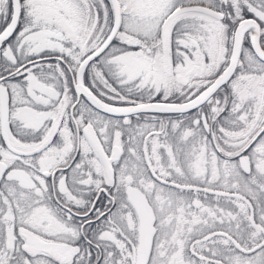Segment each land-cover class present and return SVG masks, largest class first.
Here are the masks:
<instances>
[{"label":"snow or ice","instance_id":"1","mask_svg":"<svg viewBox=\"0 0 264 264\" xmlns=\"http://www.w3.org/2000/svg\"><path fill=\"white\" fill-rule=\"evenodd\" d=\"M0 264H264V0H0Z\"/></svg>","mask_w":264,"mask_h":264}]
</instances>
